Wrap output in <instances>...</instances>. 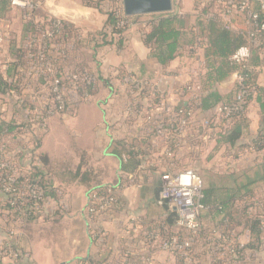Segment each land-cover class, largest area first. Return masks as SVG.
I'll return each mask as SVG.
<instances>
[{"label":"crops","instance_id":"0c3cea01","mask_svg":"<svg viewBox=\"0 0 264 264\" xmlns=\"http://www.w3.org/2000/svg\"><path fill=\"white\" fill-rule=\"evenodd\" d=\"M35 1L39 3L35 23L58 19L78 28L84 37L102 32L109 12L119 3L116 0ZM207 1L175 0L174 8L184 21L186 39L192 38V30L198 32L196 6ZM231 22L234 32L243 26L241 19L233 18ZM27 28L23 11L13 7L8 0H0V33L6 30L10 34L6 43L0 46V73L4 79L14 73L18 49L25 43ZM144 29L139 21H134L124 34L120 47L105 46L96 52L84 49L83 54L78 55L85 60L88 53L90 59L86 62L92 66L96 61L100 62L106 77H110L111 70L118 69L157 82L159 92L174 105H184L186 102L183 98L179 100L175 91L189 82L195 72L191 71L190 63L194 62L197 69V61L184 54L163 67L144 44ZM200 55L203 59V50ZM254 70L262 92L256 94L250 103L247 122L238 142L241 145H248L264 132V105L259 102V96L264 100V58L259 59ZM205 73L206 69L202 77ZM236 75L233 73L212 91L225 99L230 98L236 90ZM23 95L26 100H32L33 91L24 90ZM110 95L108 87L101 84L98 94L81 104L76 113L52 119L39 149L45 158L42 170L48 173L52 183L42 213L32 222L14 227L11 214L0 200V244L6 239L8 229H16L14 241L28 256L23 262L4 259L2 264H115L131 242L135 250L132 264H145L137 244L146 232L151 231L152 224H158L168 216L160 198L161 176L153 169L144 168L146 163L143 160V167L137 171L136 164H127L122 143L146 136L149 129L143 119H123L120 99H116L112 107H104L102 102ZM13 111L14 97L0 92V119L10 120ZM214 115L212 110L197 112L181 140V147L170 159L171 163L179 160L181 166L194 169L203 178V199L211 205V209H205L200 216L202 232L195 246V264H264V251L260 252L264 250V234L259 243H253L250 228L244 221L236 220L230 227L228 238L222 231L224 214L240 213L245 206L248 207L245 215H259L264 228V151L232 150L216 140L204 142V135L214 126ZM132 173L139 175L134 184L123 180L124 174ZM113 184L119 186L118 209L102 224L104 237L94 239L82 217L88 205V193L98 185ZM248 204H254L253 208ZM220 206L224 207V214L218 210ZM128 230L130 235L126 234ZM235 244L245 249L244 256L239 259L229 252ZM252 246L259 250L253 252ZM149 254L153 255L155 264H182L176 256L159 247Z\"/></svg>","mask_w":264,"mask_h":264},{"label":"built area","instance_id":"2783aa9c","mask_svg":"<svg viewBox=\"0 0 264 264\" xmlns=\"http://www.w3.org/2000/svg\"><path fill=\"white\" fill-rule=\"evenodd\" d=\"M8 1L13 7L23 11L24 19L27 21H30L39 9V3L35 0ZM256 7L259 8V11L256 10ZM205 8L207 11L203 12L202 10ZM196 13L200 21L209 22L219 19L229 29L233 28L231 22L233 18L241 19L243 26L237 31L242 35L245 34L248 44L241 47L233 55L232 61L234 63L244 65L250 59L253 49L263 48L264 0H209L200 3ZM117 18L119 20L116 28L118 30L126 29L128 23L121 12H117ZM38 24L41 27L44 26L43 30L39 29L42 35L26 43L27 56L31 64L28 76L33 78H46L48 75L59 76L57 65L49 59V56L55 57L52 51L54 49L53 39L55 33L61 28V20L51 18ZM131 25L132 23L129 24V28ZM142 26L146 28V23H143ZM9 36L10 34L6 30L0 33V46L6 43L10 38ZM120 36V34H114L112 38L118 40ZM205 47L206 40L203 38H199L192 47L194 58L197 61V69L189 82L175 91L179 100L183 98L186 102L181 106L174 105L166 95L160 93V86L157 82L142 79L132 73H125L118 69H113L109 73L110 78H112L113 94L103 105L106 108L112 107L115 100L120 99L123 102L124 120L140 121L143 119L145 127H148L149 130L145 136L147 139L145 154L141 155L140 159L146 163L144 168L153 169L160 173L162 182L160 198L168 202L170 208L175 210L178 215L174 229H170L164 224H158L153 230L146 232L142 240L138 242L137 245H140L142 260L145 264H155L153 255L149 253L156 247L174 256H180L184 264H195L191 250L202 232L200 216L206 209L201 202L205 186L203 178L194 169L187 167L176 170L174 168L171 158H174L175 151L171 144L173 142H180L181 144L182 138L190 129L195 118L196 114L193 110L187 108L190 102L197 101L203 94L201 79L205 64L200 54ZM236 78L239 92L233 102L220 104L215 108L214 126L208 129L209 132L204 135V142L206 143L225 136L240 118L246 117L248 114L250 106L248 98L253 91L244 86L245 78L243 76L236 75ZM70 79L72 90H76V82L79 80V76L72 74ZM84 80L87 85H92L91 78H84ZM50 87L51 94L49 92L45 98L39 99L37 95L32 98L35 105L32 125L28 130H24L25 132L21 135L26 144L28 158H31L29 152L35 148V138L45 134L49 121L57 113L68 107L65 92L61 90L60 80L56 79L50 84ZM83 100L90 101L92 97L86 94ZM70 102L73 105L75 99L72 97ZM142 138L135 137V141L128 140L122 143V146H127L133 152H137L136 145ZM3 153V150L0 149V155ZM0 163L1 168L8 169L11 173L7 174L4 180L3 192L12 198L11 207L14 208V213L9 211L8 214H11L13 218V226L17 227L23 224V217H37L42 213L47 200L46 190L40 179L28 180L19 185L15 164L2 157H0ZM33 164L41 166L39 160H34ZM142 167L143 164L140 168ZM42 172L45 181L50 179L46 171ZM123 176V180L132 184L139 177L138 174ZM118 206L119 187L114 184L94 190L88 196V205L83 210L82 217L94 239L104 237L102 224L115 214ZM126 234L130 235V230ZM16 235V229L7 230L6 239L0 244V260L22 261L28 257L17 247L14 241ZM131 243L125 246V249L122 250V258H119L115 264H132L131 257L135 250L131 247Z\"/></svg>","mask_w":264,"mask_h":264},{"label":"trees","instance_id":"16d2710c","mask_svg":"<svg viewBox=\"0 0 264 264\" xmlns=\"http://www.w3.org/2000/svg\"><path fill=\"white\" fill-rule=\"evenodd\" d=\"M118 1L120 2V6L118 5L109 12L106 28L102 32L93 36L84 37L78 28L65 21H61V28L55 33L53 39L54 49L52 51L55 57L49 56V59L56 63L59 76L53 77L48 75L46 78H33L28 76L31 64L27 56L26 43L31 42L33 38L40 37L42 33L39 29L41 28V30H43L44 28V26L41 27L38 23H35L34 17L28 21L25 43L18 49V57L14 73L8 76L7 79H4L0 73L1 94L14 97V111L12 118L8 121L0 119V149L4 152L0 157L15 164L17 167L16 177L19 185L24 184L28 180L34 181L40 179L46 190V197L49 196L52 189L51 178L45 181L44 176L42 175V167H44L45 158L44 155L39 152V149L44 134L35 138V148L29 152L31 158L27 157L28 151H26V144L21 138V135L25 132L24 130H28L32 125L33 111L35 109L32 100H26L24 98L23 91L31 90L33 91V96L37 95L39 99H42L51 91L50 84L56 79H59L61 90H64L65 92L68 107H66L64 111L57 113L52 119H62L68 114L70 109H78L81 104L86 102L83 100L86 94L94 98V96L98 94L101 84L108 87L111 94L110 97H112V80L110 77L104 75L101 70L100 62L98 63L96 61V65L92 67L85 60L80 59L78 54H83L84 49L96 52L98 49L105 46L120 47L122 45L123 36L128 31L129 24L134 22L136 17H127L123 12L121 1ZM195 10H197V6ZM256 10L259 11V8L256 7ZM202 11L206 12L207 9L205 8ZM117 12H121L123 18L128 23V26L124 30H118L116 28L119 20V18H117ZM198 22L199 23L196 26L198 32L195 33L192 30L190 33L192 38L188 40L185 38L186 32L184 21L181 20V16L175 8L172 13L154 15V18L146 23V28L143 30V42L150 49L151 56L155 58L160 65L166 67L174 60L184 56V54L187 57L194 58L192 47L196 44L199 38L206 40V47L203 48L202 55L206 73L201 79L204 94H202L197 101L190 102L187 108L188 110H193L195 114L201 111H214L218 105L229 104L234 101L239 92L238 85H236L234 95L228 99H225L217 92L212 91L214 86L228 79L233 73L243 76L245 78L243 83L244 86L253 91L252 95L248 98V103H251L253 97L262 92L258 86L257 73L254 68L259 65V59L264 58V46L262 49H253L250 59L244 65H238L232 61V57L241 47L248 44V39L245 34L242 35L239 32L232 31L225 26L222 20L219 19L209 22L200 21L198 19ZM114 34H120L121 36L118 40H115L112 38ZM72 74L79 76V80L76 82V90H72V82L70 79V75ZM84 78H91L92 85H87ZM72 97L75 99L73 105H71L70 102ZM110 97H107L102 104L107 103V100H109ZM259 102L262 106L264 105V100L260 96ZM73 106L76 107L72 108ZM52 119L49 121L47 132L50 129ZM245 122H247L246 117L240 118L225 136L216 140L217 143L231 147L232 150L250 149L251 151L258 153L264 151L263 131L260 132L248 145L238 144L241 139L242 128ZM146 129H148V127H146ZM146 144L147 139L144 136L139 144L136 145L137 152H133L127 146H123L125 155L128 159L127 164H136L135 171H137L142 164L140 157L145 154ZM171 145L174 151H177L181 147L180 142H173ZM34 160H39L41 166H35L33 164ZM173 163L176 170L187 168L181 166L179 160ZM7 174H11L10 171L0 167V200L3 202L7 211L14 213V208L11 207L12 198L10 195L3 192L5 185L4 180ZM115 186L119 187L118 184H115ZM103 187L104 186L102 185H98V187L89 191L88 196H90L94 190ZM162 202L163 206L168 211V216L164 221H159L157 223L164 224L170 229H174L178 220L177 212L170 208L168 202ZM201 202L206 209H211V205H209L205 199H202ZM253 206L254 204L249 205L251 208H253ZM218 210L221 214H224L223 206L218 207ZM247 211L248 207L245 206L241 209L240 213L224 214L222 222V227L224 228H222V231L224 232L223 235L225 238L230 236L229 230L230 227L233 226V221H244L254 235L253 243H259L258 241H260L261 235L264 234L262 220L259 215L246 216L245 213H247ZM34 219L35 217H23V224L32 222ZM158 224H152L150 230H153ZM197 242L198 240L191 250V256L194 260L195 246ZM257 248L258 247L256 246L250 247L253 252H257L259 250ZM20 250L25 253L22 249ZM244 251V248H239L236 244L233 248L229 249L230 254L237 259L244 256ZM176 257L181 260L182 264H184L180 256L177 255ZM23 261H25V259L17 262ZM2 262L3 260H0V264H2Z\"/></svg>","mask_w":264,"mask_h":264},{"label":"water","instance_id":"95a60500","mask_svg":"<svg viewBox=\"0 0 264 264\" xmlns=\"http://www.w3.org/2000/svg\"><path fill=\"white\" fill-rule=\"evenodd\" d=\"M127 17L168 14L174 11L173 0H122Z\"/></svg>","mask_w":264,"mask_h":264},{"label":"rangeland","instance_id":"374dc122","mask_svg":"<svg viewBox=\"0 0 264 264\" xmlns=\"http://www.w3.org/2000/svg\"><path fill=\"white\" fill-rule=\"evenodd\" d=\"M118 1V0H117ZM121 1V6H122V0H120ZM179 1H181V0H179ZM119 6H120V2L119 3H117ZM173 4H174V6H175V0L173 1ZM123 8V7H122ZM154 18V15H146V16H141V17H136L135 19H134V21L136 22V21H139V23L140 24H143V23H147V22H149L150 20H152ZM4 26V25H3ZM5 27V26H4ZM9 31H10V34H11V26H10V29H9ZM90 59V55L87 53V55H86V58H85V61L86 60H89ZM192 63V62H191ZM190 63V67H191V71L193 70H196V66H195V64H194V62L191 64ZM96 64H94L92 67H94ZM74 107H76V106H74ZM76 109V108H75ZM75 109H70L69 111H68V114H67V116L68 115H72V114H74L75 112H76V110ZM67 126H69L68 124H67ZM71 126H69V128H70ZM61 140V139H60ZM59 140H57V142H58ZM59 145L60 144H58V145H56V146H54V148L55 149H57L58 147H59ZM49 176V175H48ZM262 251H264V250H261L260 252H262Z\"/></svg>","mask_w":264,"mask_h":264}]
</instances>
